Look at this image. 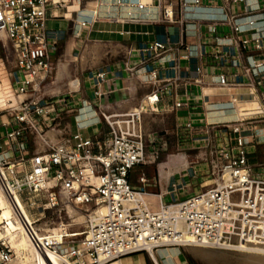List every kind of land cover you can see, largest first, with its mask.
Returning <instances> with one entry per match:
<instances>
[{
	"label": "crops",
	"instance_id": "crops-1",
	"mask_svg": "<svg viewBox=\"0 0 264 264\" xmlns=\"http://www.w3.org/2000/svg\"><path fill=\"white\" fill-rule=\"evenodd\" d=\"M252 3L259 10L248 14L245 4L234 0H54L47 10V26L54 36L53 70L45 90L58 85L59 92L49 95L58 97V108L44 120L50 128L47 141L40 140L42 128L33 131L25 154L68 144L77 133L109 145L112 135L102 114L145 105L142 129L147 161L131 171L129 180L139 189L140 178L146 179V198L178 201L215 183L210 176L212 163L225 162L219 156L226 140L223 127L242 120L246 122L242 135L250 147L249 166L261 171L264 47L257 49L256 41L264 45V0ZM251 20L256 21L254 27L247 24ZM234 24L244 32L236 33ZM154 42H162L166 50L159 51L155 61H146L141 49ZM105 70L112 76L100 84L101 97H94L96 88L89 77ZM155 70L159 80H152ZM222 75L228 78L225 85ZM161 86L169 93H158ZM156 94L160 101L150 105L148 97ZM11 121L0 117V156L13 159L16 153L6 139ZM228 133L234 145L237 134L231 129ZM205 178L211 180L204 182V188L190 191L204 184ZM110 264L196 263L184 247H169Z\"/></svg>",
	"mask_w": 264,
	"mask_h": 264
},
{
	"label": "built area",
	"instance_id": "built-area-1",
	"mask_svg": "<svg viewBox=\"0 0 264 264\" xmlns=\"http://www.w3.org/2000/svg\"><path fill=\"white\" fill-rule=\"evenodd\" d=\"M234 2L244 3L248 14L259 10L251 0ZM53 3L54 0H0V31L6 34L13 53L10 79L16 95L22 97L11 118V130L6 134L16 157L0 156V185L14 204L16 215L35 249L47 257H64L71 264H110L132 254L152 255L169 247L264 251V169L257 172L249 166L250 147L242 135L244 120L223 127L226 140L219 156L225 162L212 163L210 176L214 185L181 200L161 203L160 213L150 210L141 198L146 192V179L140 178L139 189L129 180L131 171L147 161L142 129L145 105L134 111L102 114L112 135L109 145L77 133L68 144L25 154L29 147L28 134L43 129L44 120L58 108V97L45 92L53 70L54 35L47 26L48 6ZM255 23L251 20L247 24L254 27ZM232 28L236 33L244 32L239 25L234 24ZM263 47L258 39L256 48ZM164 50L166 46L162 42L141 49L146 61H155L160 57L159 51ZM111 76L109 70L90 75V85L93 90L96 88L94 97H101L100 84ZM152 80H159L157 70L152 72ZM220 80L224 85L228 83L225 75ZM157 92L166 94L169 89L161 86ZM148 101L150 105L155 104L160 97L152 95ZM176 106L180 107L181 103ZM230 129L237 134L234 145L228 135ZM159 153L157 147L156 158ZM43 189L47 190L48 204L38 207L43 212L34 218L32 208L36 201L33 199ZM16 195L31 219L15 204ZM63 201L91 210L87 215L85 239L65 253L62 247L68 236H51L40 227L44 212L57 209ZM12 260L11 246L1 242L0 264H9ZM67 261L65 264H69Z\"/></svg>",
	"mask_w": 264,
	"mask_h": 264
},
{
	"label": "rangeland",
	"instance_id": "rangeland-1",
	"mask_svg": "<svg viewBox=\"0 0 264 264\" xmlns=\"http://www.w3.org/2000/svg\"><path fill=\"white\" fill-rule=\"evenodd\" d=\"M0 117L5 116L6 118H12L14 116V111L10 110L11 106H14L13 103L7 104L4 100V97L7 95L8 88V73L10 76L11 69L13 67V53L11 45L7 39V36L4 32L0 31ZM75 75H77V69L75 68L73 71ZM54 80L56 81V74L52 75ZM58 88L57 84H52V86L48 85L45 92L47 95H56L59 91L56 90ZM65 92V91H63ZM71 94V93H70ZM19 98V97H18ZM22 100V97L19 98V101ZM50 128L46 125L41 131L40 140L41 142H46L45 134ZM52 146V145H49ZM47 146V147H49ZM211 180V178L204 179V182ZM214 185L211 184V186ZM202 186L204 188V184H200L198 187H190V191L194 188H199ZM36 201V205L32 208V214L34 218H38V214H42V209L38 207H43V205L48 204V196L46 192L39 193L33 199ZM90 208L83 207L80 205H75L71 202L63 201L60 206L55 210L45 211L41 216L42 220L40 222V227L48 232L50 235H63L74 232H79L81 235L76 237H68L66 238V243L62 247L63 253H65L70 247H74L79 245L85 239V230L89 225L88 214L90 212ZM5 242L9 246L11 243L8 239H3L0 241ZM187 250L189 257L196 264H245V253L243 251L233 250V249H218L208 247L209 250H214L218 254L215 257H207L205 254L200 251V249H204V247L198 246H190L184 247ZM13 252V263L17 261V254L15 249L11 246Z\"/></svg>",
	"mask_w": 264,
	"mask_h": 264
},
{
	"label": "bare ground",
	"instance_id": "bare-ground-1",
	"mask_svg": "<svg viewBox=\"0 0 264 264\" xmlns=\"http://www.w3.org/2000/svg\"><path fill=\"white\" fill-rule=\"evenodd\" d=\"M1 34V33H0ZM8 91L4 100L7 104L13 103L9 109L14 111L19 108V98L15 93L14 87L11 83V79L8 73ZM50 184V183H49ZM43 192L47 190L43 189ZM144 203L148 206L150 210L155 213H160L162 210V205L157 200H150L145 196L141 197ZM17 201V202H16ZM19 205L24 213L29 219H31L27 213V209L21 198L16 195L15 204ZM68 237H76L81 235L79 232L63 234ZM51 236H62V235H51ZM3 239H8L11 246L15 249L17 254V261L14 264H65L66 258L59 257L57 255H50L49 257L42 255L35 249L34 245L30 241L28 235L26 234L19 218L15 212V206L6 196L3 188L0 185V241ZM212 248V247H211ZM214 249V248H213ZM231 250V249H230ZM233 250L243 251L245 253V264H264V251L259 249H237ZM203 254L207 257L217 256V252L214 250H209L208 247L200 249ZM13 261V260H12ZM69 261H67L68 263ZM13 263V262H11ZM71 264V262H69Z\"/></svg>",
	"mask_w": 264,
	"mask_h": 264
}]
</instances>
